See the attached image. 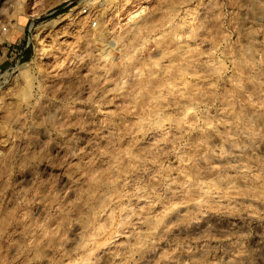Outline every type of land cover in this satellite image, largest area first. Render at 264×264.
<instances>
[{"label": "clouds", "instance_id": "9594fccd", "mask_svg": "<svg viewBox=\"0 0 264 264\" xmlns=\"http://www.w3.org/2000/svg\"><path fill=\"white\" fill-rule=\"evenodd\" d=\"M0 264H264V0H0Z\"/></svg>", "mask_w": 264, "mask_h": 264}, {"label": "rangeland", "instance_id": "374dc122", "mask_svg": "<svg viewBox=\"0 0 264 264\" xmlns=\"http://www.w3.org/2000/svg\"><path fill=\"white\" fill-rule=\"evenodd\" d=\"M57 11H58V12H59V11H63V9H62V8H58ZM25 57L27 58V53H26Z\"/></svg>", "mask_w": 264, "mask_h": 264}, {"label": "crops", "instance_id": "0c3cea01", "mask_svg": "<svg viewBox=\"0 0 264 264\" xmlns=\"http://www.w3.org/2000/svg\"><path fill=\"white\" fill-rule=\"evenodd\" d=\"M26 55V54H25Z\"/></svg>", "mask_w": 264, "mask_h": 264}]
</instances>
